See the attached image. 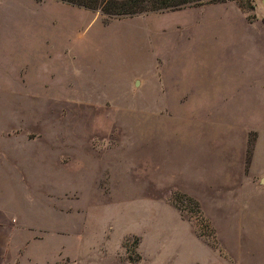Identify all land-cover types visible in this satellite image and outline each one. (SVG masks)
I'll list each match as a JSON object with an SVG mask.
<instances>
[{"label": "rangeland", "instance_id": "obj_1", "mask_svg": "<svg viewBox=\"0 0 264 264\" xmlns=\"http://www.w3.org/2000/svg\"><path fill=\"white\" fill-rule=\"evenodd\" d=\"M233 9L230 28L252 26L264 59V0L127 16L62 0H0V95L14 83L10 62L28 64L24 93H8L0 113L20 116L13 135L40 138L51 157L44 191L32 194L44 204L45 264H264V211L244 209L262 195L212 183L214 158L221 153L228 168L242 146L213 130L209 76L234 67L244 87L252 73L251 47L232 50L241 33L222 31ZM193 37L201 46L183 56ZM257 81L248 111L226 117L264 131ZM250 143L254 151L253 132L246 171Z\"/></svg>", "mask_w": 264, "mask_h": 264}, {"label": "crops", "instance_id": "obj_2", "mask_svg": "<svg viewBox=\"0 0 264 264\" xmlns=\"http://www.w3.org/2000/svg\"><path fill=\"white\" fill-rule=\"evenodd\" d=\"M224 17L226 23L228 21L231 22L222 29L225 34H228L229 31H233L234 34L241 33L237 40L232 37L234 42L236 41V47L234 46L232 50L239 51L243 49L247 53L248 48L251 47L250 64L252 65V73H250L249 82L244 87L243 85L238 87L234 84L236 77L241 74L233 75L234 67L222 73L220 68H218L217 75L209 76L210 82L212 79L214 80L213 91H210L211 96L214 97V119L211 116L210 120V122L213 120V130H224V135L219 133V137L221 136L222 140L228 139V143L234 144L237 139H240L242 146L236 160L228 159V168L221 167L224 164L220 162L224 158L221 153L214 158L212 183L228 187L227 190L230 194L247 190H251L257 195L261 194L262 198L258 202L259 204L252 203L254 205L253 208L246 206L244 209L264 211V131L259 126L249 125V123L233 125V122L228 121L226 117L227 114L232 113L231 111L245 112L246 109L248 111V102L253 99V95L250 93L252 92L253 76H260V81L256 83L257 93L254 97L255 99L258 97L260 103L264 105V59L263 55L259 56L263 52L256 46L257 42L253 38L254 30L252 26L242 24L244 26L243 31L239 27L237 29L235 27L230 28L232 27L231 24H233L232 19L236 18L237 20L236 10L233 9L232 12H227ZM220 21V17L213 20L214 24L215 22L217 24V32L220 31L221 25H218ZM233 26L238 25L233 24ZM197 43L198 40L193 37L187 46H182V55L186 54L189 50L188 48L198 50L201 45ZM253 51L256 52V57H253ZM232 55L233 51L231 52V59H233L232 65L234 66L238 58ZM10 63L12 65L9 66L6 75L8 81L10 79L14 82L13 85L10 84L14 88L9 87L8 91L1 93L0 101H3L10 92H12V95L24 93L22 80L23 76H28V64L24 61L17 63L11 61ZM257 66H260L259 71L256 68ZM169 75L166 74V76ZM242 75L248 76V72ZM19 85L21 88L18 87ZM184 99H186L184 101H187L188 97H184ZM197 109L199 110H196L197 112H204L200 111V108ZM220 114L222 115L221 117H219ZM19 117L10 118L0 113V264H45V251L43 248L45 239L44 204L43 201L39 204V199L35 198L34 195L32 196V194L44 191L46 167H50L51 157L49 158V154H46L44 142L40 138L30 140L28 137L13 135V130L19 128L22 120ZM198 123L203 124L202 122ZM210 124L206 125L209 126ZM204 125L205 123L200 127ZM233 128L240 130L238 133L241 138H238L236 136L237 133L232 130L226 132L227 129ZM9 132H12V135H8ZM251 132L255 134V144L246 171L245 146ZM214 136H216L215 133ZM236 179L238 185L235 187L237 189L233 187ZM233 205L234 203L231 201L215 202L214 208L218 207L225 211L234 207ZM236 205L238 204L236 203ZM54 264H59V261Z\"/></svg>", "mask_w": 264, "mask_h": 264}, {"label": "trees", "instance_id": "obj_3", "mask_svg": "<svg viewBox=\"0 0 264 264\" xmlns=\"http://www.w3.org/2000/svg\"><path fill=\"white\" fill-rule=\"evenodd\" d=\"M90 9H99L108 16H127L165 8H177L186 4H203L204 0H62ZM224 1V0H211ZM253 152V143L248 148L247 162Z\"/></svg>", "mask_w": 264, "mask_h": 264}]
</instances>
